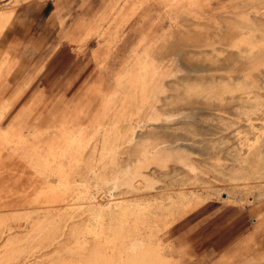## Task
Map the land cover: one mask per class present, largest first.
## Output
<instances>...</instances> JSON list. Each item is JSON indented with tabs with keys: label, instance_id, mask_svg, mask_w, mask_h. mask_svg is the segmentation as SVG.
Listing matches in <instances>:
<instances>
[{
	"label": "rangeland",
	"instance_id": "rangeland-1",
	"mask_svg": "<svg viewBox=\"0 0 264 264\" xmlns=\"http://www.w3.org/2000/svg\"><path fill=\"white\" fill-rule=\"evenodd\" d=\"M0 7V264H264V0Z\"/></svg>",
	"mask_w": 264,
	"mask_h": 264
},
{
	"label": "bare ground",
	"instance_id": "bare-ground-1",
	"mask_svg": "<svg viewBox=\"0 0 264 264\" xmlns=\"http://www.w3.org/2000/svg\"><path fill=\"white\" fill-rule=\"evenodd\" d=\"M15 3H16V2H15ZM0 8H1V7H0ZM3 9H4V8H3ZM0 10L2 11V8H1ZM1 11H0V12H1ZM186 37H187V36H186ZM187 38H188V37H187ZM194 38H195V36L192 37V38H189V40H190V44L192 43L193 45H194V44L196 45V44H198L199 42H201L200 40H198V39H194ZM200 39H201V38H200ZM202 39H203V38H202ZM185 41H187V40H185ZM203 41H204V39H203ZM188 44H189V43H188ZM155 52H157V51H155ZM149 54H150V53H149ZM160 56H162V54H160ZM160 56H159V57H160ZM153 58H154V57H153ZM184 59H185V58H184ZM186 59H187L188 61H191V59L189 60L188 57H187ZM155 60H156V59H155ZM160 60H162V59H160ZM161 62H162V61H161ZM37 76H38V75H37ZM156 77H159V76L157 75ZM22 78H23V77H22ZM130 78H131V77H130ZM155 79H156V78H155ZM129 80H130V79H129ZM28 81H29V80H28ZM28 81H27V82H28ZM127 82H128V81H127ZM11 83H12V82H11ZM120 83H121V81H120ZM130 83H131V82H130ZM135 83H136V82H135ZM154 83H155V82H154ZM158 85H159V83H158ZM123 87H124V83H123ZM157 87H158V86H157ZM157 87H156V89H158ZM121 88H122V87H121ZM125 88H126V87H125ZM143 88H144V87H143ZM126 90H127V89H126ZM126 90H125V91H126ZM128 90H129V89H128ZM143 90H144V89H143ZM118 92H119V91H118ZM122 92H123V91H122ZM122 92H121V93H122ZM146 92H147V91H146ZM156 92H159V90H157ZM23 93H24V92H23ZM136 93H137V91H136ZM159 93H160V92H159ZM129 94H130V93H129ZM138 94H139V93H137V95H138ZM144 94H145V93H144ZM154 94H155V93H154ZM147 95L149 96V94H147ZM40 96H41V95H40ZM114 96H115V95H114ZM118 96H119V95H118ZM148 96H146V98H147ZM2 97H4V96H2ZM95 97H97V96H95ZM123 97H124V96H123ZM128 97H129V96H128ZM128 97H127V98H128ZM137 97H138V96H137ZM157 97H158V96H157ZM39 98H40V97H39ZM39 98H37V99H39ZM41 99H42V98H41ZM98 99H99V98H98ZM85 100H86V99H85ZM90 100H91V99H90ZM136 100H138V99H136ZM156 100H157V99H156ZM158 100H159V99H158ZM131 101H132V100H131ZM133 101H134V100H133ZM140 101H141V100H140ZM53 102H54V101H53ZM87 102H88V100H87ZM113 102H114V101H113ZM141 102H142V101H141ZM151 102H152V101H151ZM59 103H60V102H59ZM120 103H121V102H120ZM132 103H133V102H132ZM136 103H137V102H136ZM57 104H58V103H57ZM111 104H112V103H111ZM139 104H140V103H139ZM139 104H138V105H139ZM141 104H142V103H141ZM149 104H150V103H148V105H149ZM11 105H12V104H11ZM118 105H119V104H118ZM118 105H117V106H118ZM125 105H127V104H125ZM134 105H135V104H134ZM144 105H145V102H144ZM148 105H147V108L149 107ZM129 106H130V105H129ZM56 107H57V106H56ZM79 107H80V106H79ZM88 107H90V106H88ZM131 107H132V104H131ZM136 107L139 108V106H135V108H136ZM141 107H142V106H141ZM48 108H49V107H48ZM64 108H65V107H64ZM143 108H144V106H143ZM149 108H150V107H149ZM56 109H57V108H56ZM74 109H75V108H74ZM78 110H79V112H80V109H78ZM82 110H83V109H82ZM127 110H128V109H127ZM135 110H136V109H135ZM142 110H143V109H142ZM85 111H86V109H85ZM77 112H78V111H77ZM86 112H87V111H86ZM126 112H127V111H126ZM132 112H133V110H132ZM132 112H131V113H132ZM134 112H135V111H134ZM137 112H138V110H137ZM143 112H144V111H143ZM140 113H141V114H140V118H141V117H142V116H141V115H142V112H140ZM149 113H151V111H150ZM149 113H147V114H149ZM85 114H86V113H85ZM113 114H114V113H113ZM128 114H129V113H128ZM134 114H135V113H134ZM144 114H145V112H144ZM147 114H146V115H147ZM41 115H42V114H41ZM136 115H137V114H136ZM43 116H44V115H43ZM149 116H150V115H149ZM46 117H47V116H46ZM137 117H138V115H137ZM145 117H146V116H145ZM49 118H51V116H50ZM135 118H136V117H135ZM138 118H139V117H138ZM135 120H136V119H135ZM147 120H148V119H147ZM149 120H150V119H149ZM142 122H143V121H142ZM145 122H146V120H145ZM143 123H144V122H143ZM119 129H120V125H119ZM138 144L142 145L141 143H138ZM142 146H143V145H142ZM143 148H144V146H143ZM167 148H168V147H167ZM170 148H171V147H170ZM140 149H142V148H140ZM144 149H145V148H144ZM164 149H165V147H164ZM164 149H162V150H164ZM167 150H168V149H167ZM167 150H166V151H167ZM168 151H169V150H168ZM176 151H177V150H176ZM178 151H179V150H178ZM130 152H131V151H130ZM169 152H170V151H169ZM172 152L175 153V150H174V151L172 150ZM132 153H133V152H132ZM130 154H131V153H130ZM169 154H170V153H169ZM179 154H180V153H179ZM127 155H128V154H127ZM174 155H175V154H174ZM177 155H178V154H177ZM139 156H140V155H139ZM182 156H183V155H182ZM128 157H129V156H128ZM161 157H162V156H161ZM175 157H176V156H175ZM164 158H165V157H164ZM122 159H123V158H122ZM127 159H128V158H127ZM129 159H130V158H129ZM129 159H128V160H129ZM165 160H166V159H165ZM176 161H177V160H176ZM174 164H175V163H174ZM172 165H173V162H172ZM176 165H178V164H176ZM189 166H190V165H189ZM165 169H167V168H165ZM160 170H161V168H160ZM158 181H159V180H158ZM170 185H171V184H170ZM157 186H158V185H157ZM124 188H125V187H124ZM122 190H123V189H122ZM123 192H124V191H123ZM140 193H141V192H140ZM157 193H158V192H157ZM129 194H131V193H129ZM145 194H146V193H145ZM122 195H123V194H122ZM130 196H132V195H130ZM167 197H168V196H167ZM129 198H131V197H129ZM144 198H145V197H144ZM151 198H152V197H151ZM168 198H169V197H168ZM168 198H167V199H168ZM146 200H148V199H146ZM164 200H165V199H164ZM164 200H163V201H164ZM121 201H123V200H121ZM167 201H168V200H167ZM116 202H117V201H116ZM125 202H126V200H125ZM143 202H144V201H143ZM143 202H142V203H143ZM159 202H161V201H159ZM176 202H177V201H176ZM144 203H145V202H144ZM149 203H150V202H149ZM130 204H131V203H130ZM137 204H138V203H137ZM143 205H144V204H143ZM148 206H150V205H148ZM148 206H147V207H148ZM154 207H155V206H154ZM149 208H150V207H149ZM127 210H128V209H127ZM131 211H132V210H131ZM142 212H144V211H142ZM147 212L150 213L149 211H147ZM127 213H128V212H127ZM143 214H144V213H143ZM146 214H147V213H146ZM51 262H52V261H51Z\"/></svg>",
	"mask_w": 264,
	"mask_h": 264
},
{
	"label": "crops",
	"instance_id": "crops-1",
	"mask_svg": "<svg viewBox=\"0 0 264 264\" xmlns=\"http://www.w3.org/2000/svg\"><path fill=\"white\" fill-rule=\"evenodd\" d=\"M46 3L42 6L41 9H43L45 7ZM33 7H30V8H26V9H21V11L23 12H27V11H30Z\"/></svg>",
	"mask_w": 264,
	"mask_h": 264
}]
</instances>
